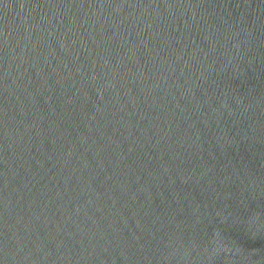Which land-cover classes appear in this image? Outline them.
<instances>
[{"label":"water","instance_id":"1","mask_svg":"<svg viewBox=\"0 0 264 264\" xmlns=\"http://www.w3.org/2000/svg\"><path fill=\"white\" fill-rule=\"evenodd\" d=\"M0 264H264V0H0Z\"/></svg>","mask_w":264,"mask_h":264}]
</instances>
